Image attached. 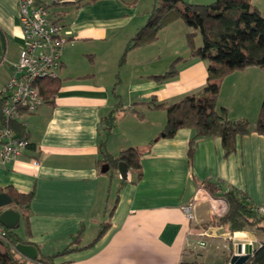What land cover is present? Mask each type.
Returning <instances> with one entry per match:
<instances>
[{"label": "crops", "instance_id": "0c3cea01", "mask_svg": "<svg viewBox=\"0 0 264 264\" xmlns=\"http://www.w3.org/2000/svg\"><path fill=\"white\" fill-rule=\"evenodd\" d=\"M75 1L62 0L52 10L67 40L57 91L24 117L31 143L25 156L0 164V192L32 194L27 209L9 207L20 215L17 228L22 223L25 237L18 236L37 248L38 257L72 250L51 264H224L235 244L263 243L252 231L231 232L213 221L226 210L221 195L231 190L249 206H264V135L237 137L228 156L220 138L198 139L189 155L193 131L161 137L166 113L146 104L153 98L169 105L205 87L207 62L192 57L186 42L195 33L199 47L198 34L175 21L155 42L131 49L121 61L152 4L140 12L136 2L95 0L77 7ZM250 3L264 18V0ZM21 45L18 1L0 0V88L13 74ZM175 61L176 75L159 80ZM263 92L264 68L234 71L219 84L216 108L225 109L228 120L253 127ZM111 114L109 131L105 118ZM128 148L141 152L140 169L127 170L110 200L101 172L105 157L117 158ZM205 183L216 187L214 193ZM193 203L189 221L182 207Z\"/></svg>", "mask_w": 264, "mask_h": 264}, {"label": "trees", "instance_id": "16d2710c", "mask_svg": "<svg viewBox=\"0 0 264 264\" xmlns=\"http://www.w3.org/2000/svg\"><path fill=\"white\" fill-rule=\"evenodd\" d=\"M94 1L77 0L72 4L78 7ZM178 20L200 36L199 47L194 45L195 33L188 34L186 42L192 57L207 62L206 85L199 92L169 105L158 103L153 98L146 104L152 109H162L166 113L161 137L172 138L180 129L193 131L189 155L192 154L196 140L218 137L224 155L228 156L235 150L237 137L251 131L264 135V98L253 127L246 120H228L225 109L216 108L219 84L223 78L247 67L264 68V18L251 5L250 0H215L207 5L191 4L185 0H153L145 24L128 41L121 61L131 49L155 42L164 27ZM175 63L176 61L157 78L167 80L174 77L177 73ZM58 79L41 82L40 91L44 103L55 95ZM114 119L113 114L105 118L107 130L110 131L113 127ZM12 128L17 137H25L23 126L12 123ZM140 156L141 152L137 148H128L120 152L117 158L106 156L105 163L112 168L117 167L119 162H124L127 169L137 171L140 169ZM204 188L211 193L216 190V187L209 183H205ZM5 193L11 199L10 206L21 210L28 208L31 193L20 194L12 188H8ZM221 198L226 203V210L213 221L214 225L227 226L231 232L253 228L264 234V217L255 214L253 206H249L244 195L231 190L223 193ZM5 231V237L0 238V264H19L13 258V255L17 254L14 246L17 243H30L23 241L13 230L5 228ZM103 233L104 226L99 229L94 242ZM260 244L245 264H264V242ZM70 250L65 249L52 257L39 256L36 263L51 264L55 257Z\"/></svg>", "mask_w": 264, "mask_h": 264}, {"label": "built area", "instance_id": "2783aa9c", "mask_svg": "<svg viewBox=\"0 0 264 264\" xmlns=\"http://www.w3.org/2000/svg\"><path fill=\"white\" fill-rule=\"evenodd\" d=\"M22 45L13 74L0 88V164L8 165L25 156L31 143L26 137H17L12 123L24 128V117L38 111L44 101L40 84L43 80L59 78L61 57L67 40L62 35V26L54 19L52 10L61 5L62 0H17ZM31 165L37 167L34 158ZM195 203L182 207L185 217L191 221ZM256 215L264 217V206H253ZM6 235L0 224V238ZM233 255H237L236 246ZM247 263L256 247L251 242ZM244 255L242 251L237 256ZM41 264V263H35ZM224 264H231L228 260Z\"/></svg>", "mask_w": 264, "mask_h": 264}, {"label": "water", "instance_id": "95a60500", "mask_svg": "<svg viewBox=\"0 0 264 264\" xmlns=\"http://www.w3.org/2000/svg\"><path fill=\"white\" fill-rule=\"evenodd\" d=\"M118 173L122 180H126L127 178V166L124 162H119L117 164ZM109 170L108 165H104L101 169L102 173H106ZM11 204V199L6 193L0 192V224L10 230H14L19 226V218L20 215L14 211L9 209ZM15 252L21 256L22 258L30 261L36 262L38 259V251L34 245L31 244H24V243H17L14 246ZM244 252V255L237 256L241 252ZM236 253L237 255H232L230 258L231 264H244V262L248 259V254L251 253V246L250 245H241L238 244L236 246Z\"/></svg>", "mask_w": 264, "mask_h": 264}, {"label": "rangeland", "instance_id": "374dc122", "mask_svg": "<svg viewBox=\"0 0 264 264\" xmlns=\"http://www.w3.org/2000/svg\"><path fill=\"white\" fill-rule=\"evenodd\" d=\"M83 1H85V0H83ZM124 1L126 2V4H128V3L133 4V3L136 2V4H137L136 6H137L138 10H140V12L146 6H148L149 4L151 5L152 2H153V0H124ZM71 11H70V13H71ZM192 31L194 32V30H192ZM196 42H198V45L201 46V39H200V36L199 35H198V37L196 39ZM263 98H264V92L262 93V95L259 98L260 99L259 102H258L259 109H260V106H261V103H262ZM117 172H118V168L117 167H112V168H109V170L105 173L107 175V177H106L107 178L106 179L107 180V183H109V186H110V200H112L117 195L118 190H119V185L122 184V182H121L122 180L120 181V177L118 176ZM13 231H14V233H16L17 235H19L20 237H22V238L25 237L24 231H23V228H22V223L20 224V227L19 228L14 229ZM246 231H252V232L255 233L256 236H259V238L261 240L264 239V236H260L261 235V232L257 231L256 229L247 228ZM229 243H230V241L227 240L226 245L228 244L227 246H229ZM254 246H255V244H254ZM13 258L15 260H17L19 264H35L34 262H30V261L22 258L18 254L13 255Z\"/></svg>", "mask_w": 264, "mask_h": 264}, {"label": "flooded vegetation", "instance_id": "af4514ba", "mask_svg": "<svg viewBox=\"0 0 264 264\" xmlns=\"http://www.w3.org/2000/svg\"><path fill=\"white\" fill-rule=\"evenodd\" d=\"M36 263V262H35Z\"/></svg>", "mask_w": 264, "mask_h": 264}]
</instances>
